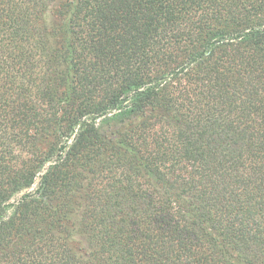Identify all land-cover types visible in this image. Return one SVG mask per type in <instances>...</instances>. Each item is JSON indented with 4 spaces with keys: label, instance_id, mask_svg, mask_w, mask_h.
<instances>
[{
    "label": "trees",
    "instance_id": "obj_1",
    "mask_svg": "<svg viewBox=\"0 0 264 264\" xmlns=\"http://www.w3.org/2000/svg\"><path fill=\"white\" fill-rule=\"evenodd\" d=\"M0 264H264V0H0Z\"/></svg>",
    "mask_w": 264,
    "mask_h": 264
}]
</instances>
